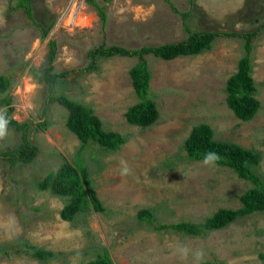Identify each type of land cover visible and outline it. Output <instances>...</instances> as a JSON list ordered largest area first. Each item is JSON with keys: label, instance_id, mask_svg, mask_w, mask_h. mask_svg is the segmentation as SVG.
Returning <instances> with one entry per match:
<instances>
[{"label": "rangeland", "instance_id": "rangeland-1", "mask_svg": "<svg viewBox=\"0 0 264 264\" xmlns=\"http://www.w3.org/2000/svg\"><path fill=\"white\" fill-rule=\"evenodd\" d=\"M97 1L107 15L104 27L85 1L79 15L88 18L72 24L60 16L68 0H31L35 20L51 25L41 37V27L23 7L13 8L17 0H0V75L11 80L12 118L38 122L48 87L31 68L45 65L53 39L52 73L69 72L57 78L54 95L86 104L105 130L125 139L115 150L88 141L78 153L81 142L65 124L67 109L50 103L47 126L30 131V141L39 147L36 157L14 166L0 157V246L24 239L55 255L39 260L8 248L0 250V264H84L104 250L114 264H264V213L241 217L204 237L156 231L137 216L146 208L152 223L201 222L221 207L240 206L239 197L251 182L229 167L187 158L183 143L197 123L209 124L215 139L256 150V172L264 182V0H169L175 9L165 0ZM181 12L188 13L186 19ZM256 29L251 75L260 107L246 121L225 102L226 80L244 54L241 37L218 35L208 49L170 60L146 54L149 93L159 111L146 127L125 117L140 99L129 76L137 56H101L96 70H82L88 51L100 44L135 49L176 42L194 31ZM4 125L0 151L20 142V132ZM64 160L86 167L104 211L78 212L68 221L60 217L67 197L40 190L37 182ZM197 253H202L199 259Z\"/></svg>", "mask_w": 264, "mask_h": 264}, {"label": "trees", "instance_id": "trees-1", "mask_svg": "<svg viewBox=\"0 0 264 264\" xmlns=\"http://www.w3.org/2000/svg\"><path fill=\"white\" fill-rule=\"evenodd\" d=\"M165 1L175 9L169 0ZM86 3L95 7L101 25L104 27L107 19L105 9L97 0H86ZM20 7H23L28 17L32 18L33 23L41 27V37H45L51 25L43 27L40 22L35 20L31 0H17L13 8L18 9ZM180 14L183 19H186L188 15L187 12H181ZM262 25L264 26V22ZM257 33L258 29L249 32L194 31L176 42L150 46L143 45L135 49L119 45L105 46L100 44L88 51L89 63L82 70H96L98 68L97 60L101 56H137L139 61L130 68L129 76L133 89L140 99L127 108L125 117L130 124L146 127L154 123L159 116L156 102L150 97L149 93L151 72L145 59L146 54L170 60L177 56L196 55L208 49L213 39L218 35L241 37L244 39V54L238 60L236 72L226 80L225 102L237 118L246 121L252 119L260 107V102L255 97V85L251 75L252 39ZM55 46V41L53 39L50 40L48 42L49 49L45 65L40 68H31V74L48 87L47 99L38 122H34L31 119L19 122L12 118V97L9 93L11 80L6 75H0V111L4 115V117L0 118V121L13 126L20 132V142L16 146L0 151V157L5 159L10 166H14L19 162H31L38 154L39 147L30 141V131L33 127L44 129L47 126L48 121L45 119L46 108L52 102H57L67 109L65 124L81 142L78 153L88 141L96 142L109 150L119 148L125 141L122 134L105 130L99 116L86 104L65 95H54L57 78L69 73H52ZM183 148L186 151L187 158L194 161L205 160L208 154H214L218 159L210 162L231 168L239 178L248 180L252 186L240 195L239 207H221L206 216L201 222L152 223V214L146 208L140 209L137 213L141 221H145L156 231L169 230L184 235L204 237L209 232L226 227L241 217L256 212L264 213V182L256 172V166L260 162V155L256 150L246 148L230 140L215 139L214 130L207 123H197L192 126L184 140ZM37 186L40 190H49L53 194L67 197V201L59 212L63 220H71L78 212L86 210L93 209L99 212L105 210L93 188L88 170L84 165L77 164L75 161L64 160L56 170L43 175L37 182ZM8 248H13L15 252H22L39 260H48L55 255L53 251L37 247L24 239L0 246V250L4 253H7ZM84 264H114V262L109 253L104 250L96 258L90 259ZM201 264L218 263L203 261Z\"/></svg>", "mask_w": 264, "mask_h": 264}, {"label": "built area", "instance_id": "built-area-1", "mask_svg": "<svg viewBox=\"0 0 264 264\" xmlns=\"http://www.w3.org/2000/svg\"><path fill=\"white\" fill-rule=\"evenodd\" d=\"M86 0H68L66 5L62 8L60 16H66L69 19V22H73L78 18L82 5Z\"/></svg>", "mask_w": 264, "mask_h": 264}, {"label": "clouds", "instance_id": "clouds-1", "mask_svg": "<svg viewBox=\"0 0 264 264\" xmlns=\"http://www.w3.org/2000/svg\"><path fill=\"white\" fill-rule=\"evenodd\" d=\"M6 134V128L4 123H0V138H3ZM214 159H218V157H216L214 154H208L205 158V164L209 163V161L214 160ZM128 171L127 168L124 169V173L126 174ZM185 255H186V251H185ZM202 255V253H197L196 254V258L199 259L200 256Z\"/></svg>", "mask_w": 264, "mask_h": 264}, {"label": "bare ground", "instance_id": "bare-ground-1", "mask_svg": "<svg viewBox=\"0 0 264 264\" xmlns=\"http://www.w3.org/2000/svg\"><path fill=\"white\" fill-rule=\"evenodd\" d=\"M82 16H83V15H82ZM78 18L80 19V18H81V15H79ZM87 18H88V17H87ZM87 18H83V19L81 18V19H82L81 21L85 22ZM86 23H87V22H86ZM81 25H83V24H81Z\"/></svg>", "mask_w": 264, "mask_h": 264}]
</instances>
